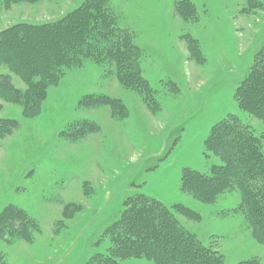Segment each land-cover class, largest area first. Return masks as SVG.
<instances>
[{"label": "rangeland", "instance_id": "374dc122", "mask_svg": "<svg viewBox=\"0 0 264 264\" xmlns=\"http://www.w3.org/2000/svg\"><path fill=\"white\" fill-rule=\"evenodd\" d=\"M88 1L94 0H0V43L23 26L31 31L24 44L39 47L25 56L21 43L0 46V126L17 123L0 137V264L103 260L125 201L137 194L197 213L199 220L175 217L223 264H264V244L235 189L211 205L181 191L184 170L208 176L222 165L205 148L216 124L234 116L255 137L264 135V121L236 96L264 45V0L254 7L247 0L100 1L140 52L138 72L153 101L123 86L106 57L47 71L43 53L53 38L44 27ZM8 52L14 67L6 64ZM33 60L42 75H34ZM27 84L42 90L32 97ZM13 90L27 93L26 105L14 102ZM92 96L115 103L85 106ZM86 123L96 130L77 137ZM118 264L155 263L128 257Z\"/></svg>", "mask_w": 264, "mask_h": 264}, {"label": "trees", "instance_id": "16d2710c", "mask_svg": "<svg viewBox=\"0 0 264 264\" xmlns=\"http://www.w3.org/2000/svg\"><path fill=\"white\" fill-rule=\"evenodd\" d=\"M100 1L103 0L88 1L83 8L76 10L60 23L44 27L43 35L53 38L50 47L43 48L47 71L54 75L55 68L58 69L59 66H78L87 57H106L109 62L115 64L123 86L138 91L145 100L153 101V94L138 72L137 60L141 58L140 52L126 33L116 29L113 18L104 10ZM247 1L249 7H254L257 0ZM9 32L5 33L6 37L0 46L21 43L25 45L21 50L25 56L34 55L39 49L35 44L30 46L24 44V33L31 34L26 27L17 26ZM53 43L55 44L52 45ZM195 49L198 52L197 47ZM6 57L8 59L6 64L12 67L17 65L16 61H9L11 59L9 52ZM31 66L34 75L39 76L42 70L39 62L33 60ZM53 77L46 76L47 82L51 83ZM27 85L28 92L33 93L32 97L42 90L41 87ZM12 94L15 103L27 104V93L13 90ZM236 96L243 110L264 121V45L257 53L248 76L239 87ZM114 103L106 97L92 96L85 106H112ZM0 127L1 137L16 128L17 123L8 120ZM80 127L75 133L77 137L96 130L90 123ZM205 148L218 156L222 165L212 166L208 176L193 170H184L181 175L183 187L181 191L204 205H211L217 201L218 196L232 188L235 189L241 196L244 214L253 229V234L264 244V135L255 137L236 117L229 116L212 128ZM172 211L159 201L142 194L129 197L123 205L121 217L113 226L110 255L102 257L103 260L95 261V264H118V261L128 257L144 258L155 264H223L217 253L203 246L175 217V213H179L199 220V215L179 205ZM239 264L262 263L252 259Z\"/></svg>", "mask_w": 264, "mask_h": 264}]
</instances>
